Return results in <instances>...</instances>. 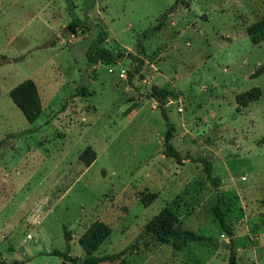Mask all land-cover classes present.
<instances>
[{
	"label": "rangeland",
	"instance_id": "1",
	"mask_svg": "<svg viewBox=\"0 0 264 264\" xmlns=\"http://www.w3.org/2000/svg\"><path fill=\"white\" fill-rule=\"evenodd\" d=\"M73 3L87 28L69 30L64 0H0V264H72L50 253L83 259L96 221L111 228L96 253L123 252L101 264H228L219 196L237 263L264 264V40L246 34L264 0ZM98 48L115 60L90 65ZM26 79L43 107L32 124L9 97ZM166 207L208 240L145 234Z\"/></svg>",
	"mask_w": 264,
	"mask_h": 264
},
{
	"label": "trees",
	"instance_id": "2",
	"mask_svg": "<svg viewBox=\"0 0 264 264\" xmlns=\"http://www.w3.org/2000/svg\"><path fill=\"white\" fill-rule=\"evenodd\" d=\"M64 2L67 6V12L69 13V16L71 18L70 25L68 26L69 30L74 31L75 28L78 27L87 28L84 26V23H82L80 19L76 16L74 11L75 5L73 3V0H64ZM163 24L164 23L160 22L158 28ZM246 34L253 44H258L263 41L264 19L248 27L246 30ZM104 37L105 34L100 32L96 38V44H100L103 41ZM136 54L139 58L144 56V52L141 49L137 50ZM127 55L132 60H139L138 57H135V55L133 54ZM86 57L90 65L96 63L97 61H104L110 63L115 60V56L105 48H98L94 51V53L93 49H90L87 52ZM117 57L121 58L123 57V54L118 53ZM139 62L141 61L139 60ZM140 70L141 63L136 67L134 71L135 74L139 73ZM9 97L14 103V105L22 113L25 120L30 124L34 123L42 112L41 98L36 84L31 79H26L21 83L17 84L15 87H13L9 91ZM247 100L251 101L253 99L249 98ZM162 115L169 126L164 140V155L179 160V153L173 148L170 143L172 138V125L164 111H162ZM79 160L83 163L84 166L89 167L96 160V154L90 146H87L79 155ZM205 168L206 174L211 180L212 184L214 186H217L216 179L211 176L207 164ZM222 203V197L219 196L217 203L213 208L214 218L218 223L220 229L222 230L223 234L229 239V244L227 245V249H229L228 264H238L236 258V251L233 246V232L222 214ZM261 224L264 226V219L261 221ZM64 231L65 238L68 244L70 240V235L66 228H64ZM110 234L111 228L108 225L96 221L93 222L79 238V245L84 253L83 259H80L79 257H71L68 248L65 252L53 250L50 254L53 256L61 257L65 262H69L72 264H101L107 261L113 262L119 259L120 256L123 255V252L104 256H99L96 253L98 248L104 243V241L110 236ZM145 234H153L160 240H170L176 237H183L186 240L194 242H203L208 240V238L206 237L196 235L190 231L182 230L178 225V219L176 215L168 207L162 209L149 222V224L145 228ZM12 264H18V262L15 261Z\"/></svg>",
	"mask_w": 264,
	"mask_h": 264
},
{
	"label": "water",
	"instance_id": "3",
	"mask_svg": "<svg viewBox=\"0 0 264 264\" xmlns=\"http://www.w3.org/2000/svg\"><path fill=\"white\" fill-rule=\"evenodd\" d=\"M226 245H227V244H226L225 242L221 244L222 247H226ZM218 246H219L218 243H215V244H214V247H218Z\"/></svg>",
	"mask_w": 264,
	"mask_h": 264
},
{
	"label": "crops",
	"instance_id": "4",
	"mask_svg": "<svg viewBox=\"0 0 264 264\" xmlns=\"http://www.w3.org/2000/svg\"><path fill=\"white\" fill-rule=\"evenodd\" d=\"M41 103H42V101H41ZM42 112H43V107H42ZM42 112H41V113H42Z\"/></svg>",
	"mask_w": 264,
	"mask_h": 264
}]
</instances>
